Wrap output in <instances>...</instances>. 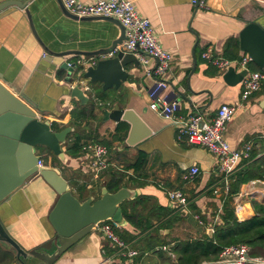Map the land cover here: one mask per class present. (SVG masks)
Returning a JSON list of instances; mask_svg holds the SVG:
<instances>
[{"label":"crops","instance_id":"0c3cea01","mask_svg":"<svg viewBox=\"0 0 264 264\" xmlns=\"http://www.w3.org/2000/svg\"><path fill=\"white\" fill-rule=\"evenodd\" d=\"M128 1L150 22L158 43L173 56L166 76L168 87L160 98L177 101L179 116H200L212 122L222 105L240 102L242 82L228 84L224 79L228 68L219 69L204 55L209 52L214 58L231 62L236 74L243 71L240 60L248 55L240 50L239 33L250 23L264 27V0H207L205 10H196L190 0ZM5 2L22 6H9L0 12V83L17 97L24 95L31 101L39 120L49 121L52 131L71 128L62 145L64 162L45 147L35 148L42 166L58 169L80 202L100 198L111 177L121 174L122 187L134 191L136 197L120 207L137 217L134 225L127 223L115 232L129 241L125 244L137 253L135 261L178 264L179 244L205 242V236L212 237L214 226L220 223L225 183L212 154L191 144L186 136L178 138V129L171 121L149 108L148 92L154 82L147 69L153 68L154 62L144 57L145 63L134 55L139 65L129 62L123 68L126 81L118 88L103 90V84L83 77L89 67L82 63L107 59L102 56L123 43L117 44L122 28L116 20L79 19L67 13L60 0H0V5ZM245 68L248 74L264 76V71L251 61ZM74 87L88 98L84 105H93L92 117L87 113L75 122L71 113L80 102L70 96ZM263 98L264 80L260 90L242 102L226 125L223 138L232 149L252 139L264 140ZM114 108L122 112L119 122L104 117V112L111 113ZM74 142L81 147L75 154L67 151ZM94 144L106 148L109 163L98 174L90 167L89 147ZM45 152L50 155L46 157ZM138 159H142L141 167L135 165ZM191 167H197L199 175L186 181L184 177ZM170 190L184 194L190 212L199 217L200 223L174 209L167 197ZM57 199L44 180L34 175L0 204L1 223L25 252H43L42 246L53 239L48 218ZM252 202L264 205V180L241 185L231 198L238 220L253 215ZM143 227L146 230L140 231ZM155 242L160 245L152 247ZM5 247L0 244L4 252L10 253L8 264H16L14 252ZM250 255L264 259L251 250ZM104 256L118 260L117 250L95 227L53 264H102ZM29 260L38 262L35 258Z\"/></svg>","mask_w":264,"mask_h":264},{"label":"water","instance_id":"95a60500","mask_svg":"<svg viewBox=\"0 0 264 264\" xmlns=\"http://www.w3.org/2000/svg\"><path fill=\"white\" fill-rule=\"evenodd\" d=\"M9 6L22 5L19 2H5L0 5V12ZM121 28L122 36L117 44L124 40V29L122 26ZM239 47L253 64L264 71V27L260 23L247 24L241 30ZM113 50L114 47L110 51ZM129 62L134 66L139 65L133 54L120 52L113 58L98 61L96 67L87 68L83 77L91 83L103 84V90L118 88L127 79L123 68ZM66 67L65 64L63 68ZM246 75L247 70L236 74L234 68L229 67L224 79L228 84L235 85L242 82ZM70 96L82 105L88 101L78 87L71 89ZM261 105L264 106V98ZM33 106L24 95L17 97L0 83V204L8 201L13 193L23 187L34 175L40 176L58 195L48 218L54 230V237L42 246L43 252L38 250L25 252L9 236L0 221V244L14 252L16 264H53L63 252L89 235L98 224L111 221L120 228L125 227L127 222L120 205L124 201L134 199L136 194L125 187L115 193H109L103 188L97 200L90 198L80 202L72 194L67 181L58 169L48 166L39 167L40 157L35 153L36 147H45L62 162L65 161L62 145L71 128L52 131L50 122H41ZM121 116L122 112L117 108L111 113L104 112L105 119L115 122H119ZM210 234L211 231H208V235ZM33 258L38 262L33 263L29 260Z\"/></svg>","mask_w":264,"mask_h":264},{"label":"built area","instance_id":"2783aa9c","mask_svg":"<svg viewBox=\"0 0 264 264\" xmlns=\"http://www.w3.org/2000/svg\"><path fill=\"white\" fill-rule=\"evenodd\" d=\"M207 0H190L191 6L196 10H205ZM63 8L67 13L79 19L83 18H106L116 20L124 29V41L113 51L102 58H113L118 53L133 54L142 58L144 57L154 62V67L147 69V75L152 78L153 86L148 92L151 100L149 108L158 113L160 116L171 121L178 129V138L186 136L188 141L193 145L204 147L210 154L217 159L218 170L221 173L225 183V193H228L229 177L235 172L238 164L242 160L249 158L253 148L251 142L244 143L239 149H232L227 141L223 138L227 123L234 117L237 109L254 93L261 88V82L264 76L261 73L248 74L242 80L241 100L235 105H222L212 120L207 122L200 116L181 117L177 114L179 103L175 100L168 101L160 98V94L168 87L167 74L173 62V56L164 50L154 36V30L150 22L143 18L136 11L134 4L128 0H91L88 3H82L79 0H60ZM213 65L219 69L232 67V63L222 58H214L210 53L204 55ZM99 60L91 59L88 62H80L83 66L95 67ZM250 61L248 56L240 60V65L246 70L245 65ZM88 91V87L84 89ZM92 155L90 163L91 170L95 174L106 170L109 167L107 162V150L105 147L94 144L89 147ZM38 166L42 162L38 161ZM199 175L197 167H191L186 176V181H192ZM215 193V192H214ZM169 201L181 215H191L186 197L180 190H170L167 192ZM200 223L199 217L193 216ZM97 229L102 237L117 250L118 260L110 256H104L102 264H142L135 261L137 253L127 248L115 229L120 228L117 224L109 221L98 224ZM213 264H264L263 258L252 257L250 248L244 244L230 245L224 247L218 260Z\"/></svg>","mask_w":264,"mask_h":264},{"label":"trees","instance_id":"16d2710c","mask_svg":"<svg viewBox=\"0 0 264 264\" xmlns=\"http://www.w3.org/2000/svg\"><path fill=\"white\" fill-rule=\"evenodd\" d=\"M87 113L90 117L93 116V105L78 104L75 110L72 111L71 118L74 119L75 122L86 117ZM63 129L64 128H60L58 131ZM255 140L252 139V141H250L253 148L249 158L242 160L239 167H237L235 172L229 177L228 193L221 202L219 214L220 223L214 226L212 237L207 238L205 236V239H207L205 242L187 241L179 244L180 256L178 264H201L205 261L216 260L224 247L238 244L248 246L251 253L255 256L258 254L264 256V205L252 202L253 215L246 220H238L230 205L231 198L237 194L241 185L255 180H264V140ZM80 148L81 147L74 142L67 148V151L69 150L75 154ZM135 165L141 167L142 159H138ZM122 186L121 174H116L106 183L105 188L109 193H115L122 188ZM132 208L134 211V206H132ZM122 214L130 225L136 223L135 220L137 216L133 213L126 214L122 209ZM145 230V227L140 228V231ZM119 237L123 242H129L127 239H124L123 235ZM159 245V242H155L152 247ZM8 256H10L9 253L4 252L0 248V263H2V260H7V258L9 260Z\"/></svg>","mask_w":264,"mask_h":264},{"label":"rangeland","instance_id":"374dc122","mask_svg":"<svg viewBox=\"0 0 264 264\" xmlns=\"http://www.w3.org/2000/svg\"><path fill=\"white\" fill-rule=\"evenodd\" d=\"M45 154H46V157H47V155H50V154H48V152L46 153L45 152ZM5 248H9V247H5ZM10 249V248H9ZM9 249H7L8 251H9ZM11 250V249H10ZM10 254V253H9ZM9 257V260H10V256H8ZM9 260H8V258H7V260L5 259V260H2V263H0V264H8L9 263Z\"/></svg>","mask_w":264,"mask_h":264}]
</instances>
